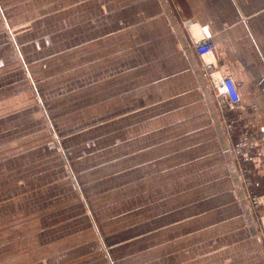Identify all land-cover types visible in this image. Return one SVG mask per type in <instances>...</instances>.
<instances>
[{
  "label": "crops",
  "instance_id": "crops-1",
  "mask_svg": "<svg viewBox=\"0 0 264 264\" xmlns=\"http://www.w3.org/2000/svg\"><path fill=\"white\" fill-rule=\"evenodd\" d=\"M247 130L259 148L239 160ZM263 136L264 0H0V264H110L97 236L113 264H264Z\"/></svg>",
  "mask_w": 264,
  "mask_h": 264
},
{
  "label": "built area",
  "instance_id": "built-area-1",
  "mask_svg": "<svg viewBox=\"0 0 264 264\" xmlns=\"http://www.w3.org/2000/svg\"><path fill=\"white\" fill-rule=\"evenodd\" d=\"M196 50L200 57H206L215 54L218 50V45L207 39L201 38L194 42ZM217 62H209L205 64V68L209 73L210 78L212 79L213 86L215 88V94L220 104L224 108L237 109L242 103V97L239 92V86L236 81L229 76H224L214 80L212 78L213 72L217 69ZM254 125V121L251 119L248 121V126L251 127ZM226 127L230 133V135L235 134V127L232 122H228ZM255 135L252 134L249 130L245 131L241 134L239 140L233 144V153L237 159L248 155V153L252 150L258 149V145L255 144ZM264 139V136H263ZM245 184L250 187L251 181L249 179H245ZM250 200L253 206L254 212L259 217V220L263 224V212H264V202L262 201V197L260 195L251 194ZM264 228V227H263Z\"/></svg>",
  "mask_w": 264,
  "mask_h": 264
},
{
  "label": "rangeland",
  "instance_id": "rangeland-1",
  "mask_svg": "<svg viewBox=\"0 0 264 264\" xmlns=\"http://www.w3.org/2000/svg\"><path fill=\"white\" fill-rule=\"evenodd\" d=\"M29 76H26V79H27V84H28V86H29V91L32 93V95H33V97L37 100V106L39 107V108H41V109H45L44 108V104H45V101L43 100V97L41 96L42 95V93H41V90H40V80H39V78L37 77V76H33L32 74L30 75V74H28ZM85 119H88V118H85ZM48 129H49V133H48V135H50L51 137H49V136H47V139H43L42 140V142L45 144V146L48 148V149H50L49 148V142L50 143H52L53 145H55V146H57L58 148L57 149H59V152H57L58 154H59V156H61V157H63V161H64V163H65V166H66V168H67V172H68V174H67V176L69 177V180L71 179L72 180V182H73V185L76 187V177H75V174H74V172H73V169H72V167L70 166V163H69V161H68V159H67V156H66V153H65V150L62 148V142L67 138V136L68 135H61V134H59L58 132H56L55 130H54V128H52L51 126H48ZM46 135V134H45ZM44 135V136H45ZM43 136V137H44ZM42 138V137H41ZM50 139V141L49 142H47V141H45V140H49ZM44 144L42 145V146H44ZM125 147H127V146H125ZM67 177V178H68ZM3 182H4V180L3 179H1L0 178V219H2L1 217H2V207L3 206H8V203H5L4 202V199L5 198H7V197H5V194H2V190H1V187L4 185L3 184ZM33 186V185H32ZM77 187H78V185H77ZM78 189H79V187H78ZM23 192V191H22ZM22 192H20V189H16V190H10L9 191V195H10V197H8L10 200H14L13 202H15V203H18V204H16L17 206L18 205H26V204H28L29 202L28 201H30V200H32L33 198H29V197H27V196H24V195H22L21 193ZM13 194V195H12ZM56 195V194H55ZM22 196V197H21ZM47 198L50 196V193L49 194H46L45 195ZM21 197V198H20ZM20 200H22V201H25V202H19ZM2 202H4V203H2ZM13 202H11L10 203V205L13 203ZM55 203H57V205H60L61 203L60 202H58V201H56ZM138 204H141V203H138ZM143 204H146V202L144 201L143 202ZM21 209V208H20ZM74 220H76L75 218H74ZM78 223H80L79 221H76V222H74V224H75V226L78 224ZM73 229H75V228H73ZM69 233V230L67 229L63 234H59L58 236H57V238H62V237H64V236H66L67 234ZM44 240H45V238L44 237H42V241L44 242ZM75 241H77V239H71V240H69L68 242H75ZM97 241H98V243H99V246H100V250L102 251L101 253H104V255H106V258L108 259V263H110V264H113V262L114 261H112V258H111V256H110V249H111V247H109L108 245H106L104 242H103V240H102V238H98V236H97ZM49 255V253H48V251H47V248H46V250H43V256H48ZM51 261H46L45 263L46 264H51L50 263Z\"/></svg>",
  "mask_w": 264,
  "mask_h": 264
},
{
  "label": "trees",
  "instance_id": "trees-1",
  "mask_svg": "<svg viewBox=\"0 0 264 264\" xmlns=\"http://www.w3.org/2000/svg\"><path fill=\"white\" fill-rule=\"evenodd\" d=\"M257 188L264 193V177H262V180L258 184Z\"/></svg>",
  "mask_w": 264,
  "mask_h": 264
}]
</instances>
